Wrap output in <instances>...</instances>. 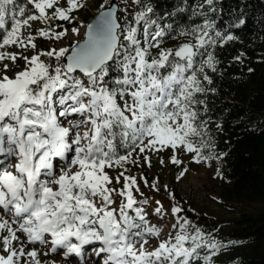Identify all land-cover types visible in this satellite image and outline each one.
Returning <instances> with one entry per match:
<instances>
[{"label": "snow or ice", "instance_id": "obj_1", "mask_svg": "<svg viewBox=\"0 0 264 264\" xmlns=\"http://www.w3.org/2000/svg\"><path fill=\"white\" fill-rule=\"evenodd\" d=\"M221 2L196 4L191 26L131 0L126 15L102 4L93 23L68 28L87 0H0V264H85L92 253L89 264H214L224 244L183 216L167 185L171 206L154 200L151 214L173 219L175 234L160 238L140 187L160 192L159 181L128 173L153 156L164 166L165 153L176 167L181 154L222 158L211 155L205 97L217 49L239 42L233 30L247 21L221 23ZM81 28L83 42L65 46Z\"/></svg>", "mask_w": 264, "mask_h": 264}, {"label": "trees", "instance_id": "obj_2", "mask_svg": "<svg viewBox=\"0 0 264 264\" xmlns=\"http://www.w3.org/2000/svg\"><path fill=\"white\" fill-rule=\"evenodd\" d=\"M150 2L159 5L157 15L164 14L174 28L201 22L190 11L202 0ZM218 7L223 9L221 23L241 14L247 23L233 30L239 42L217 49L218 70L210 73L213 83L208 87L215 91L205 97L207 112L203 118L208 121L211 155L222 157L217 159V175L228 197L249 204L264 203V0H222ZM181 8L184 11H179ZM80 11L74 15L78 16ZM91 17L88 15L85 20ZM79 24L64 26L71 28ZM183 40V37H165V46L172 47ZM240 53H244L242 62L235 61L233 57ZM148 180L152 183L156 179L150 175ZM168 191L184 209L183 216L202 231L229 227L228 241L220 252L224 256L214 264H264V209L242 213L230 221H218L193 210L176 189ZM166 196L170 200L168 192Z\"/></svg>", "mask_w": 264, "mask_h": 264}, {"label": "rangeland", "instance_id": "obj_3", "mask_svg": "<svg viewBox=\"0 0 264 264\" xmlns=\"http://www.w3.org/2000/svg\"><path fill=\"white\" fill-rule=\"evenodd\" d=\"M113 0H87L86 7L82 9L77 17L76 22H80L83 24H87L88 20L94 17L100 9V6L103 4L105 7L109 6ZM118 5V15H126L123 12V9L130 5L131 0H115ZM62 6L63 0H62ZM138 9L129 8V11H135ZM88 15H92L87 21L85 17ZM39 22H33V27L38 28L40 27ZM84 28L80 29L81 35L80 37H74L69 35L63 41L65 46H70L76 40H83L84 39ZM180 42L174 44L172 47H175ZM37 44L39 48L47 49L50 45L47 41L44 40H37ZM14 50V49H10ZM167 156L168 154H164V158L166 160V164L161 166L158 162V157L153 156L152 158V167H139V166H129V173L130 175H135L139 177L141 174L145 177L151 175L155 179H158L159 183L157 187L160 188V192H155L150 188H146L143 183L140 184L141 190L145 194V198L149 199V205L146 206L149 211V219L153 224L158 225L162 229L161 239L167 237L171 229V225L175 222L173 219L169 218L167 215L164 216L163 220L159 218H154L151 214L152 208L154 207V200H160L163 205L164 209L167 210L171 206L170 200H168L166 196V192L164 191V186L167 185V188H174L176 191L181 195L183 200L195 211L203 213L205 215L214 217L218 221H230L231 219L239 216L242 213H256L260 210L264 209V203L257 202L253 204H249L246 202H241L237 199H232L225 194L224 190V183L221 182L220 178L217 175V159H211L206 163L196 164L191 161V159L181 154L179 157L184 161L181 167H176L167 163ZM143 164V161H140ZM182 168H187V174L183 177L178 179L180 176V172ZM139 199V197H138ZM205 233H211L217 240L225 243L228 241V231L229 227L220 230H203ZM173 234L174 231H173ZM155 239L151 241V244L155 246ZM90 247V246H88ZM147 247V246H146ZM151 250V248H149ZM224 255L219 254L213 257V261L216 262L220 260ZM75 264H79L77 258H73ZM95 259L94 253L91 256H86L85 264H88L90 260Z\"/></svg>", "mask_w": 264, "mask_h": 264}, {"label": "water", "instance_id": "obj_4", "mask_svg": "<svg viewBox=\"0 0 264 264\" xmlns=\"http://www.w3.org/2000/svg\"><path fill=\"white\" fill-rule=\"evenodd\" d=\"M110 5H114V6H116V7L118 8V5H117V3L115 2V0H113V1L110 3ZM98 15H99V12H98L94 17H92L90 20H88V23H87V24L93 23V22L97 19ZM87 24H86V25H87ZM84 38H85V37H84ZM83 40H84V39H83ZM83 40H81V42H83Z\"/></svg>", "mask_w": 264, "mask_h": 264}, {"label": "bare ground", "instance_id": "obj_5", "mask_svg": "<svg viewBox=\"0 0 264 264\" xmlns=\"http://www.w3.org/2000/svg\"><path fill=\"white\" fill-rule=\"evenodd\" d=\"M93 260V259H92ZM89 264V262H87Z\"/></svg>", "mask_w": 264, "mask_h": 264}, {"label": "built area", "instance_id": "obj_6", "mask_svg": "<svg viewBox=\"0 0 264 264\" xmlns=\"http://www.w3.org/2000/svg\"><path fill=\"white\" fill-rule=\"evenodd\" d=\"M49 43V42H48Z\"/></svg>", "mask_w": 264, "mask_h": 264}]
</instances>
